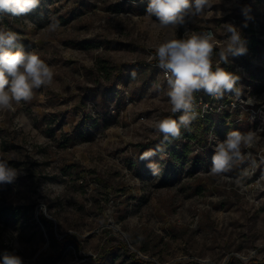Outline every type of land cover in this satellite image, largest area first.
Instances as JSON below:
<instances>
[{
	"label": "rangeland",
	"instance_id": "rangeland-1",
	"mask_svg": "<svg viewBox=\"0 0 264 264\" xmlns=\"http://www.w3.org/2000/svg\"><path fill=\"white\" fill-rule=\"evenodd\" d=\"M148 3L40 0L26 17L0 15V28L17 33L54 72L51 86L34 89L15 112H0V159L19 171L0 184V253L14 252L23 264H189L206 257L264 264V132L237 122L242 109L229 104L230 93L201 125L203 141L192 136L195 120L162 145L151 127L177 114L155 58L173 34L211 28L218 51L223 25L237 26L248 51L220 67L240 77L238 99L264 98V0H212L211 9L177 28H160L146 15ZM244 6L251 9L247 27ZM53 20L60 27L49 32ZM231 130L259 139L230 171L213 176L215 146ZM158 145L164 151L153 157L161 169L154 176L139 157ZM67 234L75 241L62 248Z\"/></svg>",
	"mask_w": 264,
	"mask_h": 264
},
{
	"label": "clouds",
	"instance_id": "clouds-1",
	"mask_svg": "<svg viewBox=\"0 0 264 264\" xmlns=\"http://www.w3.org/2000/svg\"><path fill=\"white\" fill-rule=\"evenodd\" d=\"M40 5V0H0V15L13 17L28 16ZM213 7L212 0H149L146 15L155 17L160 28H177L185 23L188 16L203 15ZM247 20L251 19V9L242 8ZM218 15H220L218 13ZM60 27L53 20L47 26L49 32H55ZM225 39L218 51H215V35L210 31L185 32L182 38L174 34L155 48V58L158 67L163 70L167 82V97L172 113H181L178 120L170 117L154 119L151 127L162 135L161 145L173 139H179L181 127L187 129L198 113L194 106V94L203 92L214 99L222 98L225 93L241 95L237 87L239 76L226 71L220 64L229 62V57L245 55L248 51L241 35V30L232 23L223 25ZM20 37L11 30L0 28V112H15V105L28 102L33 97L34 89L51 86L54 72L35 51H26L19 42ZM219 58V63L213 68V56ZM135 76V72L132 73ZM252 100L251 97L248 98ZM18 126L22 127L18 118ZM259 137L253 131L241 132L231 130L222 141H218L211 159L210 174L223 176L230 171L234 162L242 160V149L252 148ZM158 145L140 155L141 160H148L146 167L155 175L160 174L159 164L153 160L157 153L164 150ZM164 157L161 156V159ZM19 171L7 161L0 159V184L12 183ZM41 211L46 215L47 205H41ZM50 217V216H49ZM255 253L250 252L247 260ZM2 264H23L21 256L10 251L0 253ZM199 264H212L210 258H202Z\"/></svg>",
	"mask_w": 264,
	"mask_h": 264
},
{
	"label": "built area",
	"instance_id": "built-area-1",
	"mask_svg": "<svg viewBox=\"0 0 264 264\" xmlns=\"http://www.w3.org/2000/svg\"><path fill=\"white\" fill-rule=\"evenodd\" d=\"M206 31H210L212 33L215 32L213 29H207ZM158 65V62H157ZM160 68V67H159ZM161 69V68H160ZM163 79L165 83L167 84L165 80V76L163 73V70L161 69ZM238 86V84H237ZM231 101L229 104H232L233 106L240 107L242 109V114L239 120L237 122L246 121L249 123L251 129H254L255 132H264V98L260 97L259 93L251 96L252 100L249 101L248 96L245 98L238 99V96L234 95L233 93H230ZM220 99H214L213 97L209 96L207 99L203 98L198 93L194 94V106L195 110L198 113L197 117L201 119L204 123L208 115L211 113V111H214L216 108V104L219 102ZM249 114L247 119L244 118V114Z\"/></svg>",
	"mask_w": 264,
	"mask_h": 264
},
{
	"label": "trees",
	"instance_id": "trees-1",
	"mask_svg": "<svg viewBox=\"0 0 264 264\" xmlns=\"http://www.w3.org/2000/svg\"><path fill=\"white\" fill-rule=\"evenodd\" d=\"M178 116H179V113L175 114V116L172 119H176L177 120L178 119ZM203 124H204V122L201 119H199L198 117L195 119V126L196 127H195L194 132L192 133V136L194 138H199L200 141L205 140V133L203 132L204 130L203 131L201 130V125H203ZM196 129H197V131H196ZM11 210H12L13 213H15L14 212V209L11 208ZM43 219L45 221H49L46 216H43ZM49 222H51V221H49ZM50 226L53 229V222L50 223ZM52 235H53V238L57 241V239L54 236V234H52ZM75 238H76L75 235H73V234H67V235H65L63 237V239L61 241H58V243H59V245L62 248H64L65 245H66V243L68 241H72V240L75 241ZM141 262L144 263V264H151V263L146 262V261H141ZM189 264H199V263L197 261H191ZM226 264H233L232 259H230Z\"/></svg>",
	"mask_w": 264,
	"mask_h": 264
}]
</instances>
